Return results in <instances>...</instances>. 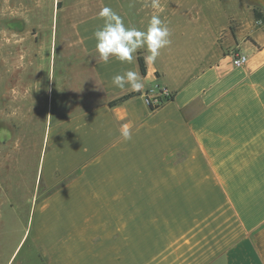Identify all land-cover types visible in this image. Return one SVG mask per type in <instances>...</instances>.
<instances>
[{
	"label": "crops",
	"instance_id": "obj_1",
	"mask_svg": "<svg viewBox=\"0 0 264 264\" xmlns=\"http://www.w3.org/2000/svg\"><path fill=\"white\" fill-rule=\"evenodd\" d=\"M94 1L73 24L78 106L49 122L41 156L48 188L66 177L32 212L33 243L46 264H264V21L255 28L253 19L240 21L229 51L163 48L142 72L145 49L132 63L100 60L93 32L103 24L101 8L138 28L123 0ZM235 1L220 2L228 7L221 13L234 15ZM183 26L202 32L205 46L203 32L216 38L222 30L208 20ZM233 52L246 62L233 66ZM126 70L145 88L111 103L134 92L111 83ZM159 84L171 98L151 109L144 92Z\"/></svg>",
	"mask_w": 264,
	"mask_h": 264
},
{
	"label": "rangeland",
	"instance_id": "obj_2",
	"mask_svg": "<svg viewBox=\"0 0 264 264\" xmlns=\"http://www.w3.org/2000/svg\"><path fill=\"white\" fill-rule=\"evenodd\" d=\"M223 1L123 0V5L139 30H146L150 18L159 16L171 32L166 48L187 54L204 48L212 56L229 51L227 40L240 21L253 19L254 28L263 22L253 16V9L264 10L254 0L235 1L234 15L221 13L228 8ZM96 5L94 0H0V264H46L42 249L33 243L32 212L66 177L50 188L43 183L45 135L49 122L78 106L74 101L81 88L74 77H79L81 55L73 24ZM190 20L195 24L208 20L222 25V30L216 38L212 31L203 32L210 37L205 46L207 40L197 38L202 32L185 30L183 25ZM11 25L21 30H11ZM85 58L82 54L83 63ZM82 91L88 94L89 87Z\"/></svg>",
	"mask_w": 264,
	"mask_h": 264
},
{
	"label": "clouds",
	"instance_id": "obj_3",
	"mask_svg": "<svg viewBox=\"0 0 264 264\" xmlns=\"http://www.w3.org/2000/svg\"><path fill=\"white\" fill-rule=\"evenodd\" d=\"M98 19H101L103 24L93 32L95 50L105 64L112 57L121 63H132L134 54L140 49L148 52V55L144 56L145 64H154L160 50L171 44L170 29L159 16L150 18L146 30L127 26L121 15L107 6L100 9ZM111 83L121 89L128 86L134 92H142L146 82L138 72L126 70L113 75ZM120 135L125 142L132 139V131L128 126H122Z\"/></svg>",
	"mask_w": 264,
	"mask_h": 264
},
{
	"label": "built area",
	"instance_id": "obj_4",
	"mask_svg": "<svg viewBox=\"0 0 264 264\" xmlns=\"http://www.w3.org/2000/svg\"><path fill=\"white\" fill-rule=\"evenodd\" d=\"M247 60V55L244 53H238L232 56L231 63L233 66H241ZM239 61V63H237ZM171 98V92L169 88L165 85L159 84L155 85L154 87L146 90L144 92V100L146 105L151 108L155 109Z\"/></svg>",
	"mask_w": 264,
	"mask_h": 264
},
{
	"label": "trees",
	"instance_id": "obj_5",
	"mask_svg": "<svg viewBox=\"0 0 264 264\" xmlns=\"http://www.w3.org/2000/svg\"><path fill=\"white\" fill-rule=\"evenodd\" d=\"M252 12H253V16H254V18H255L256 20H262V21H264V10H263V12H262V11L257 10V9L255 8V9H253ZM139 65H140L141 71L144 72V70H145V63H144V61L140 58V56H139ZM134 94H135V92H130V93H128V94H125V95H123V96H121V97H118L117 99L111 101V103L120 102V101L126 99L127 97H130L131 95H134Z\"/></svg>",
	"mask_w": 264,
	"mask_h": 264
}]
</instances>
